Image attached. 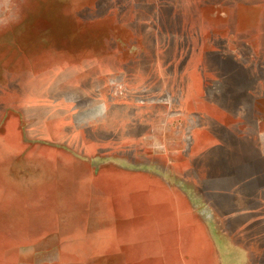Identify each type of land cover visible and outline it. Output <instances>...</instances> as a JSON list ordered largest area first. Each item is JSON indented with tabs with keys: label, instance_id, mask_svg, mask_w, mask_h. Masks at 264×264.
I'll return each mask as SVG.
<instances>
[{
	"label": "rangeland",
	"instance_id": "rangeland-1",
	"mask_svg": "<svg viewBox=\"0 0 264 264\" xmlns=\"http://www.w3.org/2000/svg\"><path fill=\"white\" fill-rule=\"evenodd\" d=\"M19 258L264 264V0H0V264Z\"/></svg>",
	"mask_w": 264,
	"mask_h": 264
},
{
	"label": "clouds",
	"instance_id": "clouds-1",
	"mask_svg": "<svg viewBox=\"0 0 264 264\" xmlns=\"http://www.w3.org/2000/svg\"><path fill=\"white\" fill-rule=\"evenodd\" d=\"M109 113V105L103 99H96L86 105L79 116L82 125L102 123Z\"/></svg>",
	"mask_w": 264,
	"mask_h": 264
},
{
	"label": "crops",
	"instance_id": "crops-1",
	"mask_svg": "<svg viewBox=\"0 0 264 264\" xmlns=\"http://www.w3.org/2000/svg\"><path fill=\"white\" fill-rule=\"evenodd\" d=\"M166 202H167V204H166L167 205V208L169 209V202L168 201H166ZM164 227L165 226H163V230L162 231H165L166 232L168 229L167 228H164ZM151 235H164V233H154V234H151ZM136 246H138V245H136ZM136 246H135V248H136ZM21 250L29 251V247L28 246H23ZM19 259H21V258H19ZM21 260L24 261V264H30L29 263L30 260L28 258H24V259H21ZM224 264H229V263H227V262L225 263L224 262Z\"/></svg>",
	"mask_w": 264,
	"mask_h": 264
}]
</instances>
